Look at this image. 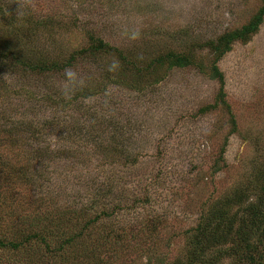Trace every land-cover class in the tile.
Wrapping results in <instances>:
<instances>
[{
	"label": "rangeland",
	"instance_id": "obj_1",
	"mask_svg": "<svg viewBox=\"0 0 264 264\" xmlns=\"http://www.w3.org/2000/svg\"><path fill=\"white\" fill-rule=\"evenodd\" d=\"M262 5L0 0V43L62 67L0 58V130L25 124L0 132L22 177L0 170V264H190L220 219L208 229L233 236L206 241L209 264L238 263L241 215L264 200V21L222 38ZM65 69L84 82L67 97Z\"/></svg>",
	"mask_w": 264,
	"mask_h": 264
},
{
	"label": "trees",
	"instance_id": "obj_2",
	"mask_svg": "<svg viewBox=\"0 0 264 264\" xmlns=\"http://www.w3.org/2000/svg\"><path fill=\"white\" fill-rule=\"evenodd\" d=\"M263 21L264 0L263 5L247 24L242 26L240 29L234 30L233 32L227 33L223 36L222 41L223 44L226 45V48H224L223 51L227 49L228 45H230L231 42L236 39H249L250 34L257 32ZM2 44L0 43V58L6 59V61L1 62L4 65H9V62H7V57L10 54L11 56H9L10 59L8 58V60H12L11 62L14 66H29L30 70H32L33 74H35L37 78H39L41 75H45L46 73H50V71H57L62 69L57 61L48 62V60L43 58L37 59L27 52L23 54L22 50H18V54L14 50L12 51L10 50V48H6L5 44L1 46ZM1 48H3L4 50H2ZM185 61V57L178 56L173 62L182 64ZM213 67L214 74L221 80H223V74L219 70L217 64H215ZM21 127L24 128L25 124H11L9 127L3 126L0 132L2 131L6 133L8 135V138H10V140L12 141L17 136L19 131L23 130ZM28 130H34L33 126L29 125ZM1 137L3 138V136L0 135V141ZM22 169L27 170L25 168ZM0 170L4 178L3 185H6V182L10 179V175L13 173H15L17 177L19 176L20 179L22 178L20 176L21 171L19 173H16L14 168H12V164L10 165L8 163L7 166L6 161L2 160V162H0ZM244 211H247V213L245 214H247L248 216L241 215V222L238 229L236 230V236L234 237L235 241L232 246L233 252H237V254L239 255V262L236 264H264V200L262 203L257 202L254 205L245 206ZM220 221L221 219L218 221V223ZM218 223H213L211 221L205 223V229H202L201 231L206 235V240L204 241L203 238L199 236L198 243L195 242L194 248L191 250L188 256L191 262L190 264H209L208 258H210V252L208 249L206 250V241H214L219 237L225 242L231 240L233 236V233H231V229L235 224L226 223L224 225V228L223 226L219 225V227L217 226L216 228L208 229L210 227H215Z\"/></svg>",
	"mask_w": 264,
	"mask_h": 264
},
{
	"label": "clouds",
	"instance_id": "obj_3",
	"mask_svg": "<svg viewBox=\"0 0 264 264\" xmlns=\"http://www.w3.org/2000/svg\"><path fill=\"white\" fill-rule=\"evenodd\" d=\"M67 77V86L64 90V95L67 97L79 86L83 85V81L79 79L78 75L71 69H65Z\"/></svg>",
	"mask_w": 264,
	"mask_h": 264
}]
</instances>
